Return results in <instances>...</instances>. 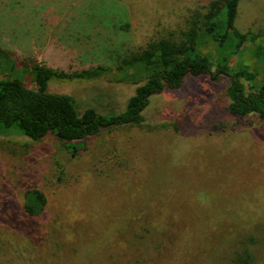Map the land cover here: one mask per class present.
I'll list each match as a JSON object with an SVG mask.
<instances>
[{
  "label": "rangeland",
  "instance_id": "rangeland-1",
  "mask_svg": "<svg viewBox=\"0 0 264 264\" xmlns=\"http://www.w3.org/2000/svg\"><path fill=\"white\" fill-rule=\"evenodd\" d=\"M211 1L0 0V79L37 90L33 63L108 68L89 80L52 79L46 92L70 96L81 113L119 116L143 83L117 76L121 60L179 40ZM234 26L256 38L229 65L252 72L264 0H240ZM233 47L230 38L222 52ZM208 52L216 57V45ZM228 86L213 73L188 75L150 97L140 124L74 144L0 134V264H232L243 252L264 264V120L233 117ZM30 189L46 201L37 217L23 211Z\"/></svg>",
  "mask_w": 264,
  "mask_h": 264
},
{
  "label": "trees",
  "instance_id": "trees-1",
  "mask_svg": "<svg viewBox=\"0 0 264 264\" xmlns=\"http://www.w3.org/2000/svg\"><path fill=\"white\" fill-rule=\"evenodd\" d=\"M239 1L213 0L205 12H195L190 17L179 40L162 38L123 58L116 67L117 76L134 84L143 83L136 87L125 112L119 116L98 115L91 108L81 113L70 96L46 92L47 83L52 79L89 80L108 74V68L68 73L33 63L30 75L37 90L27 88L15 77L0 79V134L18 132L32 141L52 134L63 143L82 142L97 136L106 127L140 124L141 112L150 97L166 88L179 89L188 75L202 77L212 73L229 81L227 108L233 117L253 115L264 120V44L255 45L253 54L258 66L254 71L229 65L231 56L239 54L245 43L255 42L256 38L234 26ZM230 38L234 41L233 50L223 53L222 48ZM212 44L216 45V57L208 52ZM0 55H4L1 48ZM259 74H262L261 80L256 79ZM23 198V211L28 217H37L43 212L46 201L40 191L27 190ZM252 260L247 252L236 253L231 258L232 264H251Z\"/></svg>",
  "mask_w": 264,
  "mask_h": 264
}]
</instances>
